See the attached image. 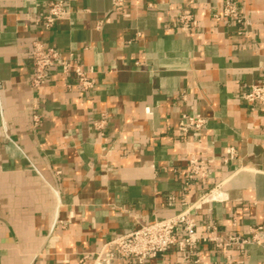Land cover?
<instances>
[{"label": "crops", "instance_id": "0c3cea01", "mask_svg": "<svg viewBox=\"0 0 264 264\" xmlns=\"http://www.w3.org/2000/svg\"><path fill=\"white\" fill-rule=\"evenodd\" d=\"M54 1L0 0V264H90L83 256L108 239L209 192L218 199L196 207L198 235L264 226V106L242 100L264 82V0H240L242 32L222 16L225 0H62L69 14L46 27L36 19ZM179 12L197 32L174 26ZM34 40L70 73L55 64L33 88ZM74 66L92 68L93 89ZM183 112L205 127L180 134ZM190 159L207 174L187 183ZM191 258L264 264V244L200 243ZM145 264L193 263L172 248Z\"/></svg>", "mask_w": 264, "mask_h": 264}, {"label": "built area", "instance_id": "2783aa9c", "mask_svg": "<svg viewBox=\"0 0 264 264\" xmlns=\"http://www.w3.org/2000/svg\"><path fill=\"white\" fill-rule=\"evenodd\" d=\"M122 2L123 0H113V5L119 6ZM68 14L69 7L64 1L59 0L49 3L46 14L36 20L43 22L46 27H51L57 19ZM222 16L238 24L239 32H242L248 23L240 0H225ZM173 24L186 34L198 31V23L192 13H177ZM30 55L33 69L30 85L33 88L40 87L46 82L50 68L55 64L60 65L63 74L70 73V62L61 61L58 49L43 41L34 40L32 42ZM92 73V68L82 69L74 66L72 69V77L85 90L94 87L95 79ZM242 100L246 106H264V82L252 83L243 94ZM105 122V116L101 115L100 119L94 122L95 129L102 133ZM206 122L207 119L202 114L183 112L180 115L177 129L180 134H195L205 127ZM188 165L187 183L206 176L207 172L203 170L200 161L190 159ZM210 194L211 192L203 194L194 203H183L181 210L175 215L153 219L144 225L108 239L98 251L85 254L82 259L90 264H113L115 258L131 264H145L147 259L162 258L174 248L182 254L185 261L195 264L198 260L197 258L192 259L191 255L200 243H212L216 247H235L239 251H244L249 244H264V226L261 225L249 229L245 235L230 234L225 237L216 233L215 225H209L206 227L205 234L198 235L195 232L197 226L195 210L200 204L218 199Z\"/></svg>", "mask_w": 264, "mask_h": 264}]
</instances>
